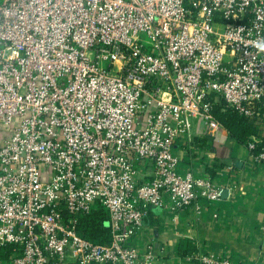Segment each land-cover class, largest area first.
Masks as SVG:
<instances>
[{"label": "built area", "instance_id": "built-area-1", "mask_svg": "<svg viewBox=\"0 0 264 264\" xmlns=\"http://www.w3.org/2000/svg\"><path fill=\"white\" fill-rule=\"evenodd\" d=\"M221 103L264 118V0H0V264H156L149 207L221 196L173 152Z\"/></svg>", "mask_w": 264, "mask_h": 264}, {"label": "crops", "instance_id": "crops-1", "mask_svg": "<svg viewBox=\"0 0 264 264\" xmlns=\"http://www.w3.org/2000/svg\"><path fill=\"white\" fill-rule=\"evenodd\" d=\"M190 135L174 145L177 170L209 176L225 194L177 210L164 196L163 206L149 207L133 243L150 245L156 264H200L193 258L200 253L227 257L230 264H264V166L224 127L207 136L195 118ZM139 170V179L152 174L149 165Z\"/></svg>", "mask_w": 264, "mask_h": 264}, {"label": "trees", "instance_id": "trees-1", "mask_svg": "<svg viewBox=\"0 0 264 264\" xmlns=\"http://www.w3.org/2000/svg\"><path fill=\"white\" fill-rule=\"evenodd\" d=\"M212 113L222 127L245 146L252 141V136L257 138V141L254 142V148L249 150L252 156L264 147V135L260 132L264 129V118H260V120L246 118L239 115L232 108L224 106L222 103L215 105ZM106 218V213L102 210L87 216H81L80 228L84 230L91 241L103 242L106 239Z\"/></svg>", "mask_w": 264, "mask_h": 264}, {"label": "water", "instance_id": "water-1", "mask_svg": "<svg viewBox=\"0 0 264 264\" xmlns=\"http://www.w3.org/2000/svg\"><path fill=\"white\" fill-rule=\"evenodd\" d=\"M223 194H225V190H222L221 191V196H223Z\"/></svg>", "mask_w": 264, "mask_h": 264}]
</instances>
